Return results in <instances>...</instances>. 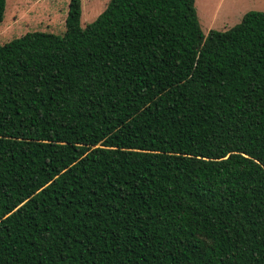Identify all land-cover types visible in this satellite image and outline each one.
I'll return each instance as SVG.
<instances>
[{
    "label": "trees",
    "instance_id": "1",
    "mask_svg": "<svg viewBox=\"0 0 264 264\" xmlns=\"http://www.w3.org/2000/svg\"><path fill=\"white\" fill-rule=\"evenodd\" d=\"M80 12L0 43V264H264V11Z\"/></svg>",
    "mask_w": 264,
    "mask_h": 264
},
{
    "label": "rangeland",
    "instance_id": "2",
    "mask_svg": "<svg viewBox=\"0 0 264 264\" xmlns=\"http://www.w3.org/2000/svg\"><path fill=\"white\" fill-rule=\"evenodd\" d=\"M68 0H5L0 21V43L25 32L41 31L60 35ZM107 0H80V25L91 22ZM201 31L223 30L239 21L248 10H263L264 0H194Z\"/></svg>",
    "mask_w": 264,
    "mask_h": 264
}]
</instances>
